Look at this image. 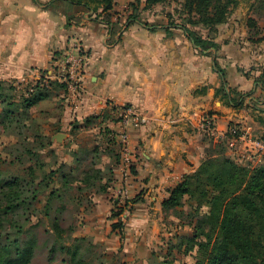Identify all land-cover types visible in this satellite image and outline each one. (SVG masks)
<instances>
[{
  "label": "crops",
  "instance_id": "crops-1",
  "mask_svg": "<svg viewBox=\"0 0 264 264\" xmlns=\"http://www.w3.org/2000/svg\"><path fill=\"white\" fill-rule=\"evenodd\" d=\"M93 6L73 0H0V79H38L51 70L54 57L67 52L77 56L79 43L84 55L79 93L55 90L38 103V112L49 114L45 125L51 130L50 147H63L68 130L82 128L91 116L109 117L113 106H131L144 117L130 127L132 173L125 175L120 163L108 187L127 189L126 206L131 209L118 235L136 242L162 219L169 190L201 165L208 147L206 114L214 116L218 133H227L238 121L246 125L250 140L264 141V83L258 80L264 71V45L257 42L261 38L250 39L245 25L227 22L213 35L219 48L204 50L183 26L158 23L164 14L146 7V0H115L111 22L104 18L102 5L96 10ZM259 34L264 36V28ZM216 59L226 71L225 90L242 92L244 107L237 108L219 91L224 80ZM108 121L119 131V121ZM57 133L64 134L62 141L53 139ZM65 154L64 161L71 156ZM228 154L240 162L251 158L264 163V153L253 141H242ZM108 190L88 191L95 212L88 215L91 222L82 235H94L99 242L105 239L102 217L112 208L106 202L102 209Z\"/></svg>",
  "mask_w": 264,
  "mask_h": 264
},
{
  "label": "trees",
  "instance_id": "trees-1",
  "mask_svg": "<svg viewBox=\"0 0 264 264\" xmlns=\"http://www.w3.org/2000/svg\"><path fill=\"white\" fill-rule=\"evenodd\" d=\"M73 1L86 6L96 4L93 6L95 10L102 5L104 18L111 22L109 19L114 15L115 0ZM164 1L146 0V7ZM181 1L189 15L194 12L199 17L195 22L207 26L210 30L217 29L219 25L227 22L230 9L237 3V0ZM261 1L260 8H263L264 0ZM134 8L136 10L138 6ZM249 21L252 26L256 25L254 18H249ZM183 27L188 36L204 50L210 47L219 48L213 37L206 38L187 26ZM256 33H260L259 28ZM56 59L57 57H54V61ZM216 68L224 80L219 91H223L227 101L229 99L235 103L232 92L225 90L226 71L217 59ZM258 80L264 83V71ZM55 90H63L66 93L68 86L65 82L57 80H50L46 84L43 77L27 83L0 79V133L16 138L14 142L3 144L0 159L9 160L10 163H22L24 155L30 154L31 159H38V166L44 169L45 164L39 151L52 145L51 136L42 132L38 123V134L35 135L38 138V154L27 146V132L32 131L33 127L30 109L40 101L50 99ZM241 101L235 104L239 105ZM119 108L114 106L112 110ZM107 118L100 115L88 117L84 126L88 127L94 123L96 126L100 125L105 123ZM214 140L208 144L198 169L185 174L182 181L169 190L168 198L163 201L165 214L173 213L179 218L185 216L195 219L191 234H176L177 241L171 242L168 254L175 250L184 254L196 251L195 264H264V163L240 162L228 154L227 138H219L217 142ZM49 151L53 152V148H49ZM70 155L75 160L76 167L62 161L56 168L45 171L38 182V196L41 186L47 190L43 203V217L47 222L46 233H50L52 228L51 231H55L58 241L63 237V232L67 231L62 226L60 217L65 209L62 205L66 194L73 195L74 192H86L91 189L105 192L113 180L114 169L109 168L106 171L96 167L99 161L95 160V156L90 160L88 167L82 168L83 157L80 152L74 151ZM118 161L119 158L116 164ZM76 180L79 184L73 186L72 183ZM0 189L3 197L0 203L1 226L5 223L6 216L29 204L30 198H37L36 189L31 196V189H26L19 178H4L1 173ZM56 202L62 205L54 208ZM123 211L124 209L115 215H120ZM2 221L4 222L1 223ZM123 226L122 220L114 224L115 228L122 229ZM10 227L16 234L12 232L6 236L4 242H0V264H29L39 247V239L36 235L25 236L28 231L22 222H11ZM73 229L70 226L69 231ZM98 247V243L87 236L70 235L68 245L60 242V246L54 245L50 252H66L70 257L68 264H109L107 254L96 251ZM161 264L174 263L168 258Z\"/></svg>",
  "mask_w": 264,
  "mask_h": 264
},
{
  "label": "rangeland",
  "instance_id": "rangeland-1",
  "mask_svg": "<svg viewBox=\"0 0 264 264\" xmlns=\"http://www.w3.org/2000/svg\"><path fill=\"white\" fill-rule=\"evenodd\" d=\"M261 5V0H237L235 6L230 9V15L227 22H230V24L238 22L241 26L245 25V27L249 28L248 34L250 35V39L253 38V41H257L261 38V40L257 42L264 45V36L261 37L260 34H255V31H258V28L259 32H261V28H264V7L260 8ZM148 8L157 10V12L164 14L163 18H161L158 23L161 24L168 22V24L172 27H176L177 25L187 26L191 30L196 31L206 38H212L213 35L219 31V28L224 26L223 23L219 25L217 29L210 30L207 26L195 22V20L199 17L194 12L189 15L188 11L183 8L181 0H165L164 2L150 5ZM249 18H254L256 24L255 26L250 24ZM144 22L147 24L151 23L149 21ZM231 91L236 104L242 100L241 104L236 107H244L246 96L236 89H231ZM220 92L223 93V91ZM116 110H113L108 118L105 116L107 118V120L105 119L107 121H105L106 123H102L97 126L96 123H94L88 127H76L74 131L68 130L70 135L66 141L64 140L65 142L63 147L59 148V146L56 145L55 147H47L45 150L39 151L42 156L41 159L45 164L44 169H41L40 166H38V159H31L30 154L24 155V161L22 163H10L9 160L0 159V173L2 177L10 179L15 177L19 178L20 183L25 186L26 189H31V196L34 195V189L37 190V198H30L29 204L19 208L14 214L6 216L5 223L3 226L0 225V242H4L8 234H12V232L16 234V232H14L10 227V223L16 221L25 224L28 231L25 236H37L39 239V247L29 264H68L70 257L66 252L62 250L50 252V249L54 247V245L59 247L60 242L68 245L70 235L83 236L82 233L84 232V225L91 222L87 219L89 218L88 215L91 212H95V210H93L95 204L92 205L93 201L90 202L91 193H88V191H77L76 193L74 192L73 195L68 193L65 196L64 205L60 202L55 203L54 208L61 205L65 207L64 212L60 217L62 226L67 229V231L63 232V237L58 241V236L55 231H51L52 228H50V233H46L47 222L43 217V203L45 202L47 190L41 186V193L38 196V182L43 177L45 171L56 168L58 164L63 163L62 161L64 160H62L61 157L65 156V153L72 154L74 151H78V153L80 152L83 157L82 168L88 167L90 160H92L94 156L95 160L99 161L96 163V167H100L101 169L103 168L106 171L109 168L114 169L115 166L118 168L121 163V148L115 138V134L118 130H114L108 125L110 123L108 120H120L118 113L119 109L117 112ZM30 116L32 118L33 127L32 131L27 132L26 142H28L27 146L33 148L38 154V138L35 136L38 134V123L41 126L42 132L45 134L47 132L49 133L51 130L45 125V118L48 117L49 114L46 115L43 113L42 115L41 112H38L37 104L30 109ZM233 126L245 127L246 125L242 122L233 121L231 123V127ZM251 133H253L252 129ZM208 134L209 133H207L205 137L209 145L213 139L217 142L220 138L212 134ZM15 140L16 138L14 136L2 135L0 133V150L4 147V143L8 144L9 142H14ZM55 143H57V141H55ZM240 145L241 141L238 142L237 147ZM226 146L228 151L231 150L229 148L228 141ZM49 148H53V152L49 151ZM36 156L38 158V155ZM118 158L119 161L116 164ZM254 160L255 159L250 158L241 162L256 164V160ZM74 161L75 160H73L70 156L64 163L69 166L73 165L76 167L77 165ZM75 174L77 175L78 172ZM60 182H58V184ZM76 184H79L77 180L72 183L73 186H76ZM1 194L2 191L0 189V203L3 201ZM120 198L123 201L121 203L122 205L118 206L116 191L112 189L108 192V201L105 199L104 205L102 206V209L106 210V202L109 204L112 202V208L109 211H106L104 217H102L103 221L100 232L105 238L104 241L99 242L95 239L94 235L87 236L93 242L98 243L99 247L96 250L97 252H105L107 254V261H109V264H161L164 259L168 258L173 260L174 264H195L196 251L184 254L175 250L172 251V254H168L170 252L168 251V248H170L169 246H171V242L177 241L176 234H183L184 232L191 234V227L195 222L194 218H187L185 216L179 218L173 213L163 214L162 219L157 220L155 226L150 227L147 235H144V237L141 236L143 237L139 240L141 241V244H139V241L135 242L133 239L128 240L127 236L125 238L123 237V240H121L118 234H120L122 229L115 228L114 224L119 222V220H122L125 228V212H128L131 208L126 206V204H128L126 194L120 196ZM121 208L124 209V213L116 216L115 214L119 212ZM3 222L4 221L1 223ZM70 226L74 228L71 232L69 231ZM108 232L109 235L106 234Z\"/></svg>",
  "mask_w": 264,
  "mask_h": 264
},
{
  "label": "built area",
  "instance_id": "built-area-1",
  "mask_svg": "<svg viewBox=\"0 0 264 264\" xmlns=\"http://www.w3.org/2000/svg\"><path fill=\"white\" fill-rule=\"evenodd\" d=\"M75 48L79 50L77 56L74 53L67 52L63 56L58 57L52 64V68L49 72H46L43 77L44 82L47 84L50 80H57L59 82H65L68 86V92L72 90L75 95H77L81 89L82 81V64L84 61V55L81 53L82 46L76 43ZM40 77V78H41ZM119 122L121 123V128L115 134L120 148H121V165L125 175H130L132 173V165L134 160V149L132 146V139L130 135V127L135 124H140L144 121V117L138 114L133 107H120L119 108ZM203 127L206 132L214 136H219L220 138H227L229 143V148L234 149L237 147L238 142L250 141L254 142L264 153V141L249 139L248 136L250 132L246 127L233 126L230 127L226 132H217L215 118L213 115L206 114L203 118ZM250 137V136H249ZM254 138V137H253ZM127 194V189H119L116 191L118 206H121L122 199L120 196Z\"/></svg>",
  "mask_w": 264,
  "mask_h": 264
},
{
  "label": "water",
  "instance_id": "water-1",
  "mask_svg": "<svg viewBox=\"0 0 264 264\" xmlns=\"http://www.w3.org/2000/svg\"><path fill=\"white\" fill-rule=\"evenodd\" d=\"M64 138V134L63 133H57L53 139H57L58 141H62V139Z\"/></svg>",
  "mask_w": 264,
  "mask_h": 264
}]
</instances>
